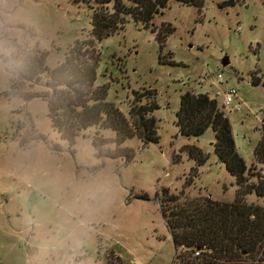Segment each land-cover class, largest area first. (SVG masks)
Returning a JSON list of instances; mask_svg holds the SVG:
<instances>
[{
    "label": "rangeland",
    "instance_id": "obj_1",
    "mask_svg": "<svg viewBox=\"0 0 264 264\" xmlns=\"http://www.w3.org/2000/svg\"><path fill=\"white\" fill-rule=\"evenodd\" d=\"M137 1L120 0L127 8ZM97 7L94 0H0V264H176L166 198L231 202L239 189L215 153L211 127L196 137L180 132L176 113L186 92L215 101L246 175L264 178L256 158L264 140V0H168L149 27L124 14L101 41L91 33ZM91 40L99 55L94 86L108 85L107 101L128 116L134 98L153 93L157 142L135 136L117 144L113 129L95 126L70 142L49 115L48 99L63 88H50L46 75L38 84L17 81L18 56L46 53L52 70L80 46L87 53ZM14 81L39 97L9 95ZM231 88L238 96L227 105ZM96 138L107 141L102 154ZM247 201L264 206L254 192Z\"/></svg>",
    "mask_w": 264,
    "mask_h": 264
},
{
    "label": "trees",
    "instance_id": "obj_2",
    "mask_svg": "<svg viewBox=\"0 0 264 264\" xmlns=\"http://www.w3.org/2000/svg\"><path fill=\"white\" fill-rule=\"evenodd\" d=\"M94 1L100 8L97 7L92 16L91 33L98 41L117 31L124 14H132L135 21L140 19L149 27L158 8L165 7L168 2L139 0V7L127 8L120 0ZM113 2L111 13L108 5ZM159 40L162 42L161 36ZM91 41L90 46H86L87 53H82L80 46L73 56L66 55L65 62L52 70L46 65V53L23 57L20 61L18 56L14 65L18 72L17 81L38 84L42 75H46L50 88H63L58 93L54 91L56 99L43 98L48 99L54 127L70 142L92 126L113 129L117 144L135 136L143 144L157 142V121L152 114L158 105L151 101L153 93L145 92L140 98H134L128 116L107 101L108 85L94 86L99 55ZM17 81L11 84L9 95L27 100L39 97L38 94L24 92V85ZM176 117V124L186 137L199 136L209 127L213 129L215 153L236 178L239 189L231 202L213 200L208 196L190 197L185 193L166 198L165 218L177 252L175 263L264 264V206L247 201V196L253 192L258 197L264 196V178L252 171L246 175L247 166L235 147L228 118L207 94L184 93ZM105 143L104 139H95L99 154L103 153ZM193 150L200 162L206 160L201 150L196 147ZM111 155L115 157V154ZM256 158L264 162V140L256 148ZM255 175L257 183L252 181Z\"/></svg>",
    "mask_w": 264,
    "mask_h": 264
},
{
    "label": "built area",
    "instance_id": "obj_3",
    "mask_svg": "<svg viewBox=\"0 0 264 264\" xmlns=\"http://www.w3.org/2000/svg\"><path fill=\"white\" fill-rule=\"evenodd\" d=\"M221 78H222L221 75H218L217 79L215 80V82L217 80L221 79ZM237 96H238V93H237V91L234 88H231L230 90H228L225 93V102H226V104L229 105V104L233 103ZM197 255H198V253H197Z\"/></svg>",
    "mask_w": 264,
    "mask_h": 264
},
{
    "label": "water",
    "instance_id": "obj_4",
    "mask_svg": "<svg viewBox=\"0 0 264 264\" xmlns=\"http://www.w3.org/2000/svg\"><path fill=\"white\" fill-rule=\"evenodd\" d=\"M228 64H229V60H228V58H224V60H223V65L226 66V65H228Z\"/></svg>",
    "mask_w": 264,
    "mask_h": 264
}]
</instances>
